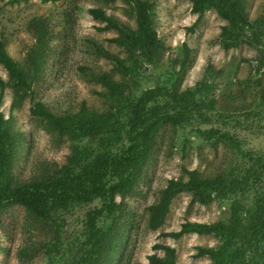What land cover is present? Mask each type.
<instances>
[{"label": "rangeland", "instance_id": "obj_1", "mask_svg": "<svg viewBox=\"0 0 264 264\" xmlns=\"http://www.w3.org/2000/svg\"><path fill=\"white\" fill-rule=\"evenodd\" d=\"M150 1L155 4L154 26L163 50L156 64L145 63L138 70L140 85L152 87L174 76L173 85L179 92L192 90L201 101L200 108L210 116L204 129L221 124L222 115L234 113L247 120V125L235 133L238 143L209 139L191 127L162 126L134 193L115 198L125 208L121 218L123 246L117 255L100 264H147L157 243L175 248L177 264H211L207 257H196L197 248L217 249L219 237L189 234L173 240L160 237V233L178 231L185 222L227 221L235 200L245 206L250 202L249 189L237 187L234 194H226L224 200L214 198L207 205L191 203V194H179L164 225L156 231L146 228L147 208L158 200L170 179H186L183 168L197 169L207 178H220L226 187L223 191L229 192L250 166L245 153L264 156V43L246 39L225 50L220 36L227 23L214 10L199 15L186 0ZM245 7L253 27L264 24V0H246ZM93 8H100L120 25L135 27L134 8L123 0L0 1V39L8 55L26 73L31 87L30 92L14 89L0 65V80L5 85L0 111L9 119L18 141L12 170L17 181H27L50 165H62L71 152L73 141L30 115L34 102H44L60 116L75 113L82 103L101 111L107 106L104 89L90 81L82 69L113 72V63L99 52L108 51L122 59L126 53L110 41L117 36L115 30L99 29L104 22L91 16ZM184 44L190 54L181 73ZM251 111L263 114L252 121ZM98 206L91 203L57 213L59 237L54 230L32 227L23 208H8L0 216V264H87L82 252L70 251L71 242L81 236L87 212ZM60 245H65V253L58 250ZM23 250L27 255H21Z\"/></svg>", "mask_w": 264, "mask_h": 264}, {"label": "trees", "instance_id": "obj_2", "mask_svg": "<svg viewBox=\"0 0 264 264\" xmlns=\"http://www.w3.org/2000/svg\"><path fill=\"white\" fill-rule=\"evenodd\" d=\"M25 1L10 0L11 3ZM39 1L52 3L56 0ZM123 1L134 8V28L120 25L100 8L89 11L94 19L104 22L99 28L101 31L113 29L117 32L110 41L126 53L122 59L108 51L99 52L113 63V72L82 69L88 72L85 76H90V81L104 89L102 96L106 108L93 110L82 103L75 113L62 116L53 114L41 101L34 102L30 108L32 117L46 121L59 136L73 141L66 162L50 165L27 181L15 180L12 170L18 141L11 132L9 119H4L0 111V216L8 208L19 206L25 210L32 227L40 225L44 231L54 230L59 237L61 229L57 224V213L99 203L98 208L87 212L81 236L71 242L70 251L82 252L87 264L105 263L121 250L124 227L121 218L125 208L124 203H116L115 198L134 193L162 126L171 125L183 130L191 127L195 133L209 139L214 137L238 143L235 133L247 125V120L243 121L234 113L222 115L221 124L204 129L202 126L210 121V116L200 108L201 101L192 90L179 92L178 86L173 85L174 76L152 87L140 85L138 70L145 63L156 64L163 50L154 26L155 4L150 0ZM186 1L191 3L193 13L201 15L214 10L226 21L220 36L225 50L237 47L246 39H252L256 44L264 43L261 42L264 24L253 27L246 13V0ZM184 50L181 73L189 63L190 50L185 44ZM0 65L14 89L31 91L26 73L8 55L1 39ZM4 89L0 80V104ZM254 112L250 115L252 121L263 114ZM245 157L250 166L242 181L229 192L223 191L226 187L220 178H207L197 169L183 168L186 179H170L158 200L147 208V230L156 231L164 225L170 206L179 194H191V203L207 205L214 198L224 200L226 194H234L237 187L244 191L249 189L252 193L250 202L245 206L235 200L227 221L214 224L185 222L178 231L163 232L160 237L178 240L189 234H213L219 237L221 245L217 249L198 247L197 258L207 257L211 264H264V156L247 151ZM152 249L154 253L147 257V264H177L174 247L157 243ZM58 250L65 253V245H60ZM23 251L21 255H27V250Z\"/></svg>", "mask_w": 264, "mask_h": 264}]
</instances>
